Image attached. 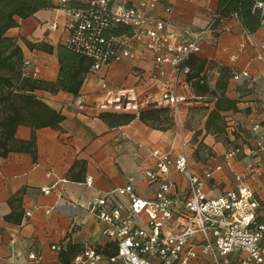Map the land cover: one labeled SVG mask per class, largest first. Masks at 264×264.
Returning <instances> with one entry per match:
<instances>
[{"label": "crops", "instance_id": "crops-1", "mask_svg": "<svg viewBox=\"0 0 264 264\" xmlns=\"http://www.w3.org/2000/svg\"><path fill=\"white\" fill-rule=\"evenodd\" d=\"M216 8L217 0H179L171 17L177 24L199 29ZM16 20L17 26L7 29L5 35L15 40L24 57L39 66L37 80L54 83L59 73L57 46L67 35V11L42 8ZM250 33L237 17L230 16L201 44L194 56L206 60L199 77L209 90L214 89L222 66L238 72L247 70L257 76L256 81L264 80V63L254 58L257 53L264 58L259 47L264 30L259 27ZM218 36L220 47L212 45ZM134 52V58L113 62L97 72L89 67L77 93L49 88L33 91L63 119L58 128L19 124L6 150L0 147V264H75L74 256L85 246H94L103 254L114 250V243L101 232L103 222L88 210L89 205L129 180L138 194H152L155 187L142 174L143 168L153 165L152 148L179 153L184 140L194 171L200 172L204 163H221L216 154L224 153L225 146L204 129L215 94L202 91L204 86H199L197 77L187 78L191 73L188 65L187 74H177L169 64H163L165 74L154 78L151 52L141 46H134ZM231 55L234 60H230ZM164 82L170 87L176 85V93L184 97L178 103L180 128L171 108L161 99ZM260 83L255 87L244 78L228 79L225 94L237 100L238 111L224 112L227 128L238 120L250 126L249 134L254 123L263 124L260 96L264 84ZM77 95L83 98L82 109L75 104ZM150 110H160L158 119L143 120L140 113ZM194 149L205 159L195 161ZM231 169L242 171L244 167L232 161L213 174L223 183ZM86 176L92 178L91 185L85 184ZM172 178L177 179V174ZM43 187L49 191L44 193ZM109 201L128 202L123 194H113ZM29 253L35 258H29Z\"/></svg>", "mask_w": 264, "mask_h": 264}, {"label": "built area", "instance_id": "built-area-1", "mask_svg": "<svg viewBox=\"0 0 264 264\" xmlns=\"http://www.w3.org/2000/svg\"><path fill=\"white\" fill-rule=\"evenodd\" d=\"M177 1L56 0L59 8L69 15L62 44L89 58L93 72L113 62L134 58V46H141L152 54L154 78L165 74L163 64H169L177 74H187L186 61L199 51L210 33L220 29L224 18L215 10L212 19L202 28L177 24L171 17ZM250 10L259 16L260 28L264 30V0H252ZM120 28L124 31L117 32ZM259 47L264 50V41ZM234 59L231 55L230 60ZM255 59L264 63L260 53ZM39 73V66L23 56L19 65L20 79H37ZM256 77L247 70H233L232 78L236 80ZM259 81L264 84V80ZM175 86L164 82L161 99L171 108L180 128L178 103L184 97L176 93ZM260 99L264 108V92ZM75 104L79 109L84 107L80 95L75 97ZM262 122L253 124L250 135L255 156L264 161V119ZM246 153L243 146L228 144L222 156L224 164L222 160L214 166L204 163L200 172H196L186 141L182 140L179 153L150 149L153 165L143 168L142 174L154 185L152 194H138L129 180L124 186L106 191L89 205L88 210L103 222L101 232L114 243L115 253L105 255L89 245L74 256L73 262L264 264V201L245 182L244 174L233 173V187L214 189L219 185L214 171L230 166L236 156ZM246 168L248 173L252 172L253 162H246ZM175 173L177 179L172 178ZM84 181L91 185L92 178L86 176ZM211 181H215L213 185ZM42 191L47 193L49 188L43 187ZM113 194L126 195L127 204L109 201ZM52 248L58 247L52 245ZM28 257L35 258V254L29 253Z\"/></svg>", "mask_w": 264, "mask_h": 264}, {"label": "trees", "instance_id": "trees-1", "mask_svg": "<svg viewBox=\"0 0 264 264\" xmlns=\"http://www.w3.org/2000/svg\"><path fill=\"white\" fill-rule=\"evenodd\" d=\"M251 3L252 0H217L215 10L221 18H228L235 14L244 29L254 32L260 27V22L259 16L250 10ZM51 7L59 6L57 3L54 4L52 0H0V147L3 148V152L6 150V143L13 137L17 125L27 124L32 128L45 126L58 128L60 121L63 119L62 114L34 94L35 89H62L77 93L83 75L91 65L89 58L72 51L63 44H59L57 46L59 73L54 83L48 84L37 79H20L19 65L23 57L22 50L12 37L5 35V32L10 27L17 26V18L24 19L39 9ZM122 31H124L123 28L117 30V32ZM186 64L191 68V73H188L187 78L190 80L197 77L199 86H204L201 90L212 91L216 97L215 105L210 109L205 120L204 129L206 132L214 134L216 137L220 135L223 138L221 141L224 145L229 144L228 142L238 137L243 139L242 141H246V137L251 134H248L249 124V127H246L244 123L237 120L232 129L228 130L224 117L225 111H238L237 100L228 98L225 94L228 79L233 76V71L225 66L220 67L215 87L209 90L205 80L199 77L206 60H200L191 55ZM246 108V106L243 107V109ZM159 112L160 110L141 112L140 117L145 121L155 120L158 119ZM231 136L233 139H231ZM205 152L207 156L212 155V152L206 150ZM192 153L195 161L201 159L198 149H194ZM98 250L104 253L102 250ZM114 253L115 249H112V251L105 254L111 255Z\"/></svg>", "mask_w": 264, "mask_h": 264}, {"label": "rangeland", "instance_id": "rangeland-1", "mask_svg": "<svg viewBox=\"0 0 264 264\" xmlns=\"http://www.w3.org/2000/svg\"><path fill=\"white\" fill-rule=\"evenodd\" d=\"M212 17H213V14L210 13L209 21L212 19ZM221 27H222V25H221ZM202 45L200 46V48L202 47ZM212 45H215V46L217 45L219 47L221 46L219 36H218L217 42L215 44H212ZM237 45H238V42H237L235 48H237ZM18 80H16V82L20 83ZM246 80H247L249 85H253L255 87H259L260 84H261L259 80L256 81L257 79L248 78ZM0 115H1V111H0ZM217 139L219 141H221L223 138L219 135V137ZM228 143H229V145H237V144H239V145H241V147L243 146V148L247 149L246 155L242 154V155H238V156H236L234 158L236 166L239 165L240 167H242V165H243L244 169L242 171H239L238 169L237 170L236 169H231V172L229 173V175H225L227 177V181H229V182L228 183H227V181H225L226 183L225 182H223V183L221 182V183H219L217 188H214V189L215 190H225V189H228L229 187H233L234 184L231 183V180H233V173L244 174L245 182L247 184H249L251 186V188H253L255 190L256 194L264 201V161H263V159L261 157H258V156L256 157L255 154H254V144H253L254 140L252 139V136L250 135V137H248L246 141H240V138L238 137V138H235L234 140H232V141H230ZM227 145H224L225 149H226ZM213 152L216 154L217 151L215 149H213ZM215 154H214V157H216ZM216 155H218L220 158H222L223 153H220V154L217 153ZM200 158L201 159H205V157L202 158L201 156H200ZM248 161H252L253 162V166H254L253 171L250 172V173H248L247 168H246V162H248ZM222 164H224L223 160H222ZM224 166H226V165H224ZM216 177H215V180L218 181V179ZM222 181H224V180H222ZM214 182L215 181H211L210 184L213 185Z\"/></svg>", "mask_w": 264, "mask_h": 264}]
</instances>
